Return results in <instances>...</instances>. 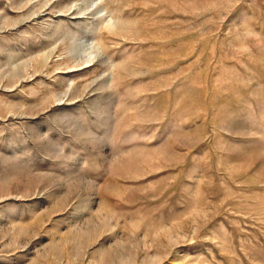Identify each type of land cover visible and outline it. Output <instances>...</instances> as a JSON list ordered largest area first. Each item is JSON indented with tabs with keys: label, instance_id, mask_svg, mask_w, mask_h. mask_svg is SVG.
<instances>
[{
	"label": "rangeland",
	"instance_id": "374dc122",
	"mask_svg": "<svg viewBox=\"0 0 264 264\" xmlns=\"http://www.w3.org/2000/svg\"><path fill=\"white\" fill-rule=\"evenodd\" d=\"M0 264H264V0H0Z\"/></svg>",
	"mask_w": 264,
	"mask_h": 264
}]
</instances>
